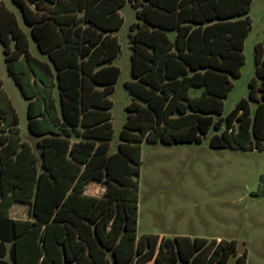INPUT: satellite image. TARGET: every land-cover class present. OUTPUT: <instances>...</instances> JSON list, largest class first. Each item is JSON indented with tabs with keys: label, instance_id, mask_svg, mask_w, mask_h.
Wrapping results in <instances>:
<instances>
[{
	"label": "trees",
	"instance_id": "1",
	"mask_svg": "<svg viewBox=\"0 0 264 264\" xmlns=\"http://www.w3.org/2000/svg\"><path fill=\"white\" fill-rule=\"evenodd\" d=\"M12 1L44 58L31 53L27 32L1 3L7 73L26 99L35 142L20 139L19 116L0 78V264H142L126 245L137 227L132 184L112 170L114 153L91 162L96 144L108 151L113 135L119 9L129 1L137 20L128 31L132 78L124 84L131 98L117 147L199 142L211 131L210 146L262 149L264 39L254 45L247 96L223 113V97L244 62L252 0ZM91 178L106 182L103 195L84 193ZM14 201L29 202L36 219L10 216ZM202 246L178 244L170 260L201 264ZM230 248H210L209 260L224 264Z\"/></svg>",
	"mask_w": 264,
	"mask_h": 264
},
{
	"label": "rangeland",
	"instance_id": "2",
	"mask_svg": "<svg viewBox=\"0 0 264 264\" xmlns=\"http://www.w3.org/2000/svg\"><path fill=\"white\" fill-rule=\"evenodd\" d=\"M1 3L14 11L27 32L31 53L44 58L23 22L20 8L12 0H0ZM119 12L123 22L114 33L120 48L113 63L119 66L120 73L110 93L113 135L108 151H104L103 144H96L98 151L91 162H101L98 159L114 153L110 160L112 170H116L120 179L132 184H128V189L137 201V227L133 239L126 245L133 247V261L137 262L142 256V264H153L154 260L156 264H173L170 257H176L178 244L194 241L203 245L199 255L201 264H214V258H208L212 255L210 248L220 252L231 244L234 248H230L231 253L228 250L230 254L224 264H233L239 255L238 264H264V147L210 146L211 131L199 142L141 141L137 145H121L120 142L117 147L119 130L126 117L125 105L131 98L124 84L132 78L128 31L137 20L135 8L129 1ZM249 16L251 28L244 41V62L240 74L231 78L232 86L223 97L224 114L237 100L247 96L248 81L255 76L254 45L264 39V0L251 1ZM0 78L19 116L20 139L34 144L35 138L28 134L26 99L7 73L1 41ZM199 90V87L191 89L193 93ZM106 188V182L95 178L83 184L87 194L103 195ZM8 214L30 221L36 219L29 202L14 201ZM196 251L192 253L195 255ZM223 256L217 255L216 262L222 261ZM175 264L189 263L178 260Z\"/></svg>",
	"mask_w": 264,
	"mask_h": 264
}]
</instances>
